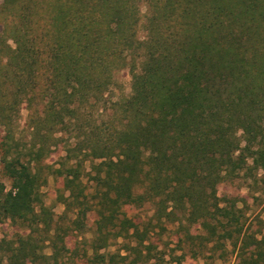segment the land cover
Returning <instances> with one entry per match:
<instances>
[{"label": "trees", "instance_id": "obj_1", "mask_svg": "<svg viewBox=\"0 0 264 264\" xmlns=\"http://www.w3.org/2000/svg\"><path fill=\"white\" fill-rule=\"evenodd\" d=\"M260 170L264 0H0V225L20 228L0 264H158L151 236L170 228L194 256L230 245L235 264H264V226L218 193ZM145 203V221L123 209Z\"/></svg>", "mask_w": 264, "mask_h": 264}, {"label": "rangeland", "instance_id": "obj_2", "mask_svg": "<svg viewBox=\"0 0 264 264\" xmlns=\"http://www.w3.org/2000/svg\"><path fill=\"white\" fill-rule=\"evenodd\" d=\"M144 12V9L142 10ZM142 29L139 31V35H143ZM118 78L122 84V93L127 95L130 93L131 76L127 69L119 72ZM26 109L22 108L20 112L17 125L15 127V138L18 139L19 145L22 149L26 146L30 140V133L26 126ZM53 150L44 160L46 163H57L62 160L64 151L60 146L53 147ZM264 177V171L260 170L257 176L258 181L254 178H237L233 183L220 185L218 187V193L220 195L237 196L239 199H243V202H239V206L243 207L245 213L244 220L245 225H251L252 228H261L264 226V181L261 179ZM0 180L6 185V189H9V181L1 176ZM56 182L54 176H49L47 183L41 188L43 200L47 206L56 213L61 214L63 211V205L56 198ZM58 183V182H57ZM91 185V182L87 183ZM90 187V186H89ZM124 211L128 216L133 217L135 220H147L152 214V205L150 203L142 204L141 206L125 205ZM93 219V216H90ZM90 219V221H92ZM91 225V222H89ZM16 231H20L17 224H14L10 220H5L0 225V239L5 237H11ZM181 235L177 233L174 228H170L162 233L154 231L151 239L157 245L156 253L158 264H235L236 254L232 246L227 245L225 250L212 251L206 248L203 254L194 256L190 253L186 245L178 244L177 238ZM83 237V238H82ZM92 237L91 229H87L84 233L78 234L71 232L67 236L68 245L73 247L78 245L82 247L84 242L81 239L89 240ZM81 241V243H79ZM184 247V248H182ZM116 246H112L110 249L115 250ZM45 252L49 253V249L45 248Z\"/></svg>", "mask_w": 264, "mask_h": 264}]
</instances>
